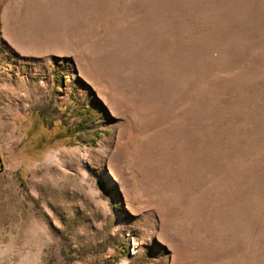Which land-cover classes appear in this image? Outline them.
I'll return each instance as SVG.
<instances>
[{"label": "rangeland", "instance_id": "obj_1", "mask_svg": "<svg viewBox=\"0 0 264 264\" xmlns=\"http://www.w3.org/2000/svg\"><path fill=\"white\" fill-rule=\"evenodd\" d=\"M0 264H264V0H0Z\"/></svg>", "mask_w": 264, "mask_h": 264}]
</instances>
